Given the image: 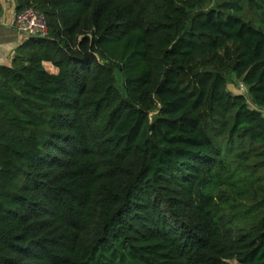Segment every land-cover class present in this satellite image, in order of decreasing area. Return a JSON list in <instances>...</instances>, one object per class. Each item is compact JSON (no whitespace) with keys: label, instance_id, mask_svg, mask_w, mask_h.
Wrapping results in <instances>:
<instances>
[{"label":"trees","instance_id":"trees-1","mask_svg":"<svg viewBox=\"0 0 264 264\" xmlns=\"http://www.w3.org/2000/svg\"><path fill=\"white\" fill-rule=\"evenodd\" d=\"M28 6L48 34L0 64V264H264V0Z\"/></svg>","mask_w":264,"mask_h":264},{"label":"crops","instance_id":"crops-1","mask_svg":"<svg viewBox=\"0 0 264 264\" xmlns=\"http://www.w3.org/2000/svg\"><path fill=\"white\" fill-rule=\"evenodd\" d=\"M16 0H0V64L11 65L17 47L26 39L25 34L19 32L14 25ZM45 65L52 71L57 68L46 61Z\"/></svg>","mask_w":264,"mask_h":264},{"label":"built area","instance_id":"built-area-1","mask_svg":"<svg viewBox=\"0 0 264 264\" xmlns=\"http://www.w3.org/2000/svg\"><path fill=\"white\" fill-rule=\"evenodd\" d=\"M14 25L19 32L25 34L26 38L48 34L47 14L34 6H28L20 11H16Z\"/></svg>","mask_w":264,"mask_h":264},{"label":"rangeland","instance_id":"rangeland-1","mask_svg":"<svg viewBox=\"0 0 264 264\" xmlns=\"http://www.w3.org/2000/svg\"><path fill=\"white\" fill-rule=\"evenodd\" d=\"M217 1H222V0H212V2H217ZM48 67L50 65H47ZM50 68V67H49ZM245 86L239 78H237L235 75H231L230 77V84L229 88L236 94H244L246 93L248 95L247 88L245 89ZM249 98V96H248ZM250 100V99H249ZM227 264H239L237 260H229Z\"/></svg>","mask_w":264,"mask_h":264}]
</instances>
